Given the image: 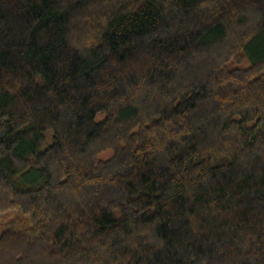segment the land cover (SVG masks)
<instances>
[{
	"label": "trees",
	"instance_id": "1",
	"mask_svg": "<svg viewBox=\"0 0 264 264\" xmlns=\"http://www.w3.org/2000/svg\"><path fill=\"white\" fill-rule=\"evenodd\" d=\"M0 264H264V0H0Z\"/></svg>",
	"mask_w": 264,
	"mask_h": 264
},
{
	"label": "rangeland",
	"instance_id": "2",
	"mask_svg": "<svg viewBox=\"0 0 264 264\" xmlns=\"http://www.w3.org/2000/svg\"><path fill=\"white\" fill-rule=\"evenodd\" d=\"M51 135H52L51 131H47V132H46V137H47V139H46L45 144H48V143L51 142Z\"/></svg>",
	"mask_w": 264,
	"mask_h": 264
}]
</instances>
